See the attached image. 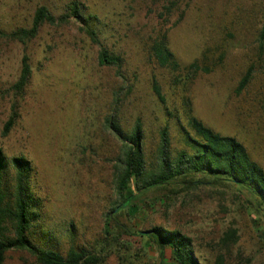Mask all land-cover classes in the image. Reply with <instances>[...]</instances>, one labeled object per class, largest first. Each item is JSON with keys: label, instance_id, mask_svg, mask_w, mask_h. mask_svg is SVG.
I'll list each match as a JSON object with an SVG mask.
<instances>
[{"label": "rangeland", "instance_id": "374dc122", "mask_svg": "<svg viewBox=\"0 0 264 264\" xmlns=\"http://www.w3.org/2000/svg\"><path fill=\"white\" fill-rule=\"evenodd\" d=\"M72 2L81 15L95 18L101 45L121 57L118 72L98 66L97 46L73 21L43 26L25 51L0 39V153L23 157L31 168L29 190L40 206L35 242L62 255L69 246L105 254L101 264H171L167 248L160 259L157 248L136 234L162 228L188 237L199 264H264V219L257 202L234 184L188 187L187 181L207 183L198 175L137 193L130 184L126 196L135 193L133 199L115 214L127 232L114 226L115 235L101 246L120 148L104 128L108 116L124 133L139 122L146 172L155 171L161 129L166 128L171 159L187 150L181 132L187 116L235 138L264 172V48L258 53L264 0H176L165 23L158 18L162 0H0V30L27 27L36 6L58 17ZM163 30L180 67L206 49L209 64L218 56L221 61L187 86L175 85L174 74L158 68L146 52L149 39ZM23 52L31 74L17 94L11 87ZM249 67L250 79L236 93ZM12 105L15 120L2 135ZM228 230L234 242L222 241ZM2 264L36 263L23 251H9Z\"/></svg>", "mask_w": 264, "mask_h": 264}, {"label": "trees", "instance_id": "16d2710c", "mask_svg": "<svg viewBox=\"0 0 264 264\" xmlns=\"http://www.w3.org/2000/svg\"><path fill=\"white\" fill-rule=\"evenodd\" d=\"M176 0H162L161 12L158 18L165 23L175 7ZM164 17V18H163ZM73 21L78 24V31L88 40L90 45L97 46L96 61L100 67L115 68L116 72L121 68L122 59L118 54H111L101 45L94 30L95 18L91 15L83 16L79 13L77 3H69L65 12L60 16H54L47 7L36 6L27 27L17 26L8 31L0 30V39L8 43L19 44L23 51L27 45L36 38L43 27L66 26ZM264 48V23L259 33L258 53L261 57ZM148 57L158 68L168 70L174 74L172 77L175 85L187 86L198 74H206L211 71L215 63L221 61L217 57L211 64L208 63L209 50L191 63L180 67L169 49L167 43V30L159 32L149 39L146 46ZM252 68H248L238 82L236 93H239L250 79ZM176 73V74H175ZM184 74L180 76V74ZM31 69L28 64V56L23 52L20 59L19 75L11 87L20 94L27 85ZM153 92L160 102L162 98L158 87L153 82ZM16 113L12 105L11 114L2 127V135H6L11 129ZM104 128L120 143V148L113 165V207L104 215L101 246L115 235L113 231L120 227L122 232L127 228L119 226L115 220V214L128 205L135 193L126 196L129 185L134 191L162 186L176 179L186 181L187 176H202V181H187L188 187L196 188L202 184L227 183L234 184L245 189L257 202L263 213L264 219V172L253 162L244 147L235 138L220 135L204 126L194 117H186V128H181L183 143L187 150L175 153L174 158L169 157L166 128L158 133V148L154 172H146L141 149V130L139 122L135 121L128 133H124L108 116L104 121ZM31 168L23 157L6 159L0 153V264L9 251H23L30 255L36 264H101L105 254H92L81 247L69 246L62 255L59 252L38 244L33 238V230L39 226L40 206L35 202L29 190V176ZM146 234L136 232L139 237H145L158 251V258L163 257V250L167 248L171 253V264H199L193 256L191 241L188 237L176 230L167 231L162 228H152ZM33 238V239H32ZM235 241L232 230L224 232L222 241ZM100 246V247H101ZM220 261V259H219Z\"/></svg>", "mask_w": 264, "mask_h": 264}, {"label": "water", "instance_id": "95a60500", "mask_svg": "<svg viewBox=\"0 0 264 264\" xmlns=\"http://www.w3.org/2000/svg\"><path fill=\"white\" fill-rule=\"evenodd\" d=\"M147 232H141V234H146Z\"/></svg>", "mask_w": 264, "mask_h": 264}]
</instances>
